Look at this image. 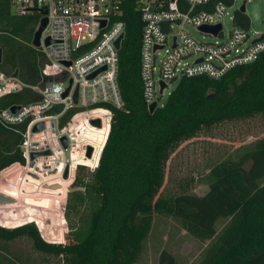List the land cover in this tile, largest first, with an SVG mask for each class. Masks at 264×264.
I'll use <instances>...</instances> for the list:
<instances>
[{"label":"trees","instance_id":"trees-1","mask_svg":"<svg viewBox=\"0 0 264 264\" xmlns=\"http://www.w3.org/2000/svg\"><path fill=\"white\" fill-rule=\"evenodd\" d=\"M121 9L119 19L125 28L118 50L117 83L123 106L113 108L93 181L84 186L88 195L83 198L89 202L86 217L78 227H71L63 246L54 243L63 242V235L47 237L33 222L0 225V241L27 237L36 251L57 256L63 264H136L154 215H165L192 237L207 241L195 264H264V136L212 165L205 193L162 194L166 163L181 141L214 123L264 111V51L217 79L181 78L163 105L149 113L139 76L141 21L133 0H126ZM41 15L40 10L14 14L11 0H0V72L11 75L17 70V77L27 85L42 80L44 56L31 44ZM233 19L239 26L249 25L243 11L236 10ZM37 98L36 92L24 88L0 96V109ZM24 128L25 123L10 126L0 121V171L23 163ZM70 178V185L82 183L73 175ZM35 211L39 213L37 207ZM220 219L224 223L217 229ZM0 264L26 263L0 250ZM156 264L178 263L161 249Z\"/></svg>","mask_w":264,"mask_h":264},{"label":"built area","instance_id":"built-area-1","mask_svg":"<svg viewBox=\"0 0 264 264\" xmlns=\"http://www.w3.org/2000/svg\"><path fill=\"white\" fill-rule=\"evenodd\" d=\"M125 1L11 0L14 14L40 10V18L46 17L38 46L44 56L42 80L27 85L12 74L0 72V96L24 88L38 94L35 101L0 109L2 123L10 126L25 123L20 145L23 163H15L52 170L57 163L70 167L72 157L79 155L87 160V165L74 164L75 167L95 170L108 138L113 108L123 106L117 71L125 28L119 16ZM246 2L243 0L242 4ZM133 3L141 21L139 76L146 107L152 102H156V107L163 105V91L183 77L202 75L217 79L236 66L254 61L264 51V33L252 36L249 25L235 24L234 14L230 16L232 26L224 35L222 19L232 3L210 0H133ZM218 24L221 28L216 34L199 29ZM188 27L213 40L196 39ZM160 82L165 84L161 93ZM12 106L17 107L13 110ZM92 120H98L99 125L92 124ZM39 122L42 128L34 131ZM63 137L66 147L61 142ZM44 151L49 153L31 158L32 153Z\"/></svg>","mask_w":264,"mask_h":264},{"label":"rangeland","instance_id":"rangeland-1","mask_svg":"<svg viewBox=\"0 0 264 264\" xmlns=\"http://www.w3.org/2000/svg\"><path fill=\"white\" fill-rule=\"evenodd\" d=\"M243 0H234L228 13L222 19L224 35L232 26V16ZM249 18V33H264V0H247L244 5ZM188 31L202 41L213 38L195 28ZM176 81L169 84L161 98L165 102ZM264 136V111L252 116L233 118L202 128L194 137L181 141L171 154L165 166L164 196L180 191L201 195L208 189V172L216 162L249 146L256 138ZM69 176L63 178V163L50 168H36L14 163L0 171V194L11 198V202L0 203V225L14 227L33 222L39 231L47 232V237L58 239L62 235L63 246L72 233L71 227L79 226L81 218L86 217L89 202L86 183L93 181V171L86 166L77 168L74 164L87 165V160L79 155L72 157ZM75 167V168H74ZM82 183L70 185L71 176ZM84 186H86L84 188ZM84 192L86 194H84ZM83 198V202L79 200ZM78 198V199H77ZM56 203V208L54 205ZM99 203V201H97ZM38 208L39 213L35 211ZM224 220L217 222V229ZM39 228V229H38ZM40 232V231H39ZM49 242V241H48ZM207 241L198 240L183 229L173 219L165 215H154L151 233L145 249L136 264H156L158 253L164 249L171 253L178 264H195L206 246ZM0 250L26 264H63L52 254L36 251L27 237L12 241H0Z\"/></svg>","mask_w":264,"mask_h":264},{"label":"water","instance_id":"water-1","mask_svg":"<svg viewBox=\"0 0 264 264\" xmlns=\"http://www.w3.org/2000/svg\"><path fill=\"white\" fill-rule=\"evenodd\" d=\"M239 10L240 11H244V4H241L240 7H239ZM102 24H104V21L102 22ZM46 25V17H42L40 18L39 20V23H38V26L36 28V30L34 31L33 33V37H32V40H31V44L34 46V47H38L39 44H40V34L43 30V28L45 27ZM221 28V25L218 24L216 26H200L199 29L202 30V31H206V32H210V33H218V31L220 30ZM121 38V36H119L116 41H115V46L118 47V43H119V39ZM46 43H48V40H46ZM0 57H1V49H0ZM12 76L14 77H17V70H15L12 74ZM165 87V84L163 82H160V89H159V93L162 92V89ZM17 106H12V109L15 110ZM156 108V102H152L150 103L148 106H147V110L149 113H152ZM92 124L94 125H99V121L98 120H92ZM43 124L41 122L35 124V126L33 127V130L34 131H38L42 128ZM61 142L63 144V147H66V139L63 137L61 138ZM90 152H91V148L88 147L87 148V151H86V155L89 156L90 155ZM49 152L48 151H44V152H41V153H32L31 154V158H33L34 156L36 155H39V154H48ZM68 169L67 167L64 169L63 171V177L66 178L68 176ZM12 199L11 198H7L5 196H3L2 194H0V203H6V202H11Z\"/></svg>","mask_w":264,"mask_h":264},{"label":"bare ground","instance_id":"bare-ground-1","mask_svg":"<svg viewBox=\"0 0 264 264\" xmlns=\"http://www.w3.org/2000/svg\"><path fill=\"white\" fill-rule=\"evenodd\" d=\"M66 167H67V166H65V168H66ZM65 168H64V169H65ZM69 168H70V167H69ZM67 169H68V167H67ZM63 171H64V170H63ZM67 172H68V171H67ZM67 177H68V176H67ZM67 177H66V178H67ZM63 178H64V177H63Z\"/></svg>","mask_w":264,"mask_h":264},{"label":"flooded vegetation","instance_id":"flooded-vegetation-1","mask_svg":"<svg viewBox=\"0 0 264 264\" xmlns=\"http://www.w3.org/2000/svg\"><path fill=\"white\" fill-rule=\"evenodd\" d=\"M68 170H69V167H68ZM68 176H69V171H68Z\"/></svg>","mask_w":264,"mask_h":264}]
</instances>
